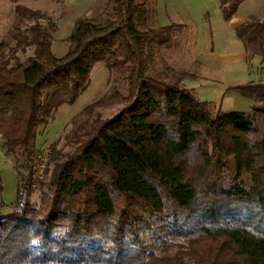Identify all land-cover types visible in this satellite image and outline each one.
Segmentation results:
<instances>
[{"label": "trees", "instance_id": "16d2710c", "mask_svg": "<svg viewBox=\"0 0 264 264\" xmlns=\"http://www.w3.org/2000/svg\"><path fill=\"white\" fill-rule=\"evenodd\" d=\"M12 1L23 33L1 45L0 143L18 190L11 216L0 214V264H264V80L229 88L249 111L213 114L185 85L188 69L152 74L150 48L187 28L150 25L148 0H106L108 16L78 18L62 56L52 16ZM243 1L220 0L225 20ZM252 18L236 33L264 59V22ZM99 61L108 81L125 74L126 92L114 85L84 107L45 160L39 128L88 88ZM116 104L111 117L98 111Z\"/></svg>", "mask_w": 264, "mask_h": 264}, {"label": "rangeland", "instance_id": "374dc122", "mask_svg": "<svg viewBox=\"0 0 264 264\" xmlns=\"http://www.w3.org/2000/svg\"><path fill=\"white\" fill-rule=\"evenodd\" d=\"M27 1L31 6L27 12V16H31L32 11L34 10H41L45 13H48L56 21L58 30L54 34L55 38L53 40L52 49L54 54L57 56H62L67 52V37L72 32L75 22L78 18L85 16L95 19H102L105 16H108L106 13H104L106 0ZM169 1L171 0H162L160 3L161 7L163 8L162 12L165 10L166 13L165 5L168 6ZM177 1L178 2L176 5H179V9L183 10L184 14L188 18L190 17L189 21L187 22L189 28L186 26L189 32L180 33L175 38L176 40H174V43L170 47L153 46L150 48V52L154 56V62L151 69L152 74L158 77H163V79L170 80L173 73H179L184 69L183 65L185 64V69H188L189 71H191V69L193 71L197 70L193 65V60L198 51L203 55L210 56L212 51L223 54L225 52H235L240 49L244 50L243 46L246 49L245 43L243 41L239 42L238 40H233L232 35L230 36V41L226 40L228 32L227 30L224 32V17L220 10H210V8L196 10V7L199 6L200 0ZM11 2L13 3L12 0ZM141 6H145L148 9V21L149 23H152H150V25L160 26L158 24L160 20L157 19L156 13L152 11V7L155 6V2L152 6V0H148ZM186 6H192V11L189 9L185 11ZM170 10L171 8L168 7V13H166V15L171 16L172 13ZM2 12L3 11H0V58L3 52L5 54L9 52V48L1 46L3 40H5L10 45H14L15 43L13 36L9 32L11 29H13L16 12L15 16L11 19L2 15ZM256 16L258 15L253 16L252 19H255V23H259V19L256 18ZM13 30L19 34L23 33V29L14 28ZM259 40L260 39L257 37L256 42H259ZM33 51V48H29L26 52L18 51V55L22 60H25L28 56L33 54ZM247 54L249 56V61L242 64L237 63L232 65L230 62H222L220 59H217L219 61V66L204 75L211 79L217 80L216 84H209L205 87H199L198 83L193 81L187 82L185 80V85L188 88L195 90L197 96L201 100L208 101L209 108L213 114H216L220 108L226 113L249 111L251 104L249 99L240 96L236 92L234 94H231L232 92L230 94H225L227 85L229 83H234L235 81L244 79L246 74L251 73L249 77L246 76L247 80H257L260 77V74L264 68V59L261 55H254V53H251L250 51ZM212 56L215 55L212 53ZM167 68H169V70ZM109 74V68L104 61L95 63L90 73L91 81L88 88L79 95L74 103L61 104L52 115L50 122L48 124L42 125L39 128L36 137V146L39 149L41 156H44V153L47 152L50 144L60 137L61 133L72 120V118L84 107L93 102L95 99L109 93L113 89L114 85L117 86L121 91L126 92L127 79L125 74L122 73V71H117L114 73L112 80L108 81ZM197 77L198 76L196 75L195 79H199V77ZM248 101L250 102L249 105ZM122 106L123 104H116L110 107H101L98 109V111L104 118L111 117L117 113ZM43 163L40 166V172H42L44 169ZM0 184V214L2 217L8 218L14 211L12 204L17 199L18 177L17 172L14 169L13 159L6 156L1 143ZM32 198L33 200L38 201L39 193H34Z\"/></svg>", "mask_w": 264, "mask_h": 264}, {"label": "crops", "instance_id": "0c3cea01", "mask_svg": "<svg viewBox=\"0 0 264 264\" xmlns=\"http://www.w3.org/2000/svg\"><path fill=\"white\" fill-rule=\"evenodd\" d=\"M20 1L27 8L31 7L27 0H20ZM154 2H155V6L152 7V11L156 13L157 19L160 20V22H158L159 25H169V24L175 23V24H184L187 26V28H189L187 22L189 21L190 17L188 18L184 14V11L179 9L180 8L179 5H176L178 2L177 0H171V1H169L168 6L165 5L166 13H168V11H167L168 7L171 8V10H170L172 13L171 16L166 15L165 10L162 12L163 8L161 7V4H160L162 2V0H154V1L152 0V6H153ZM171 2H172V5H171ZM201 4H202V6H201ZM205 8L206 9L210 8V10L216 9V10L221 11L220 0H200L199 6L196 7V10H198V9L204 10ZM188 9L192 11L193 7L192 6H186L185 11ZM0 11H3L2 15H4L7 18L11 19L15 16V8H14V5L11 2V0H0ZM221 13H222V11H221ZM222 15H223V13H222ZM255 15H258V16H256V18H258L261 23L264 22V0H245L239 6L238 11L235 14H233L230 19L225 20V18H223V24L225 25L224 26V32L226 30L228 32L226 40L230 41V36L232 35L233 40L235 39V40H238L239 42H242V40L237 36L236 29L239 26H241L242 24H244L245 22H247L251 17H253ZM186 32L188 33L189 30L185 29V33ZM197 34H198V31H197ZM243 48H244V50L240 49V50H237L235 52H233V51L229 52V53L225 52L223 54H219L217 52L212 51L210 53L211 54L210 56L203 55L201 52L198 51L197 55L195 56V58L193 60V65L197 70L193 71L191 69L190 73H191L193 78L187 79L186 81L187 82H190V81L196 82L199 84V87H205V86H208L209 84H212V85L216 84L217 80L211 79V78L204 76V75H206L207 72H211V70H214L219 66V61L217 59H220L222 62H230V63H232V65L237 64V63L242 64V63L249 61V56L247 54L248 51L245 49L244 46H243ZM212 53L215 56H212ZM185 65H183L184 69L186 68ZM250 74H246L244 79L235 81L234 83H229L227 85V89H226L225 94H230L231 92H232L231 94H234L235 91H231L229 88L236 86V85L243 84V83L249 81L246 79V76L249 77ZM196 75L199 77V79H195ZM261 76H263V77H261ZM257 80H264V68L260 74V77ZM186 81H185V83H186ZM200 82H202V83H200ZM236 97H238V96H236ZM249 101L252 103L251 100H249ZM249 101H248V105L250 104Z\"/></svg>", "mask_w": 264, "mask_h": 264}, {"label": "built area", "instance_id": "2783aa9c", "mask_svg": "<svg viewBox=\"0 0 264 264\" xmlns=\"http://www.w3.org/2000/svg\"><path fill=\"white\" fill-rule=\"evenodd\" d=\"M43 158L46 160V158H47V152L44 154V157ZM43 166H45V164H43ZM40 173H42V172H40Z\"/></svg>", "mask_w": 264, "mask_h": 264}]
</instances>
